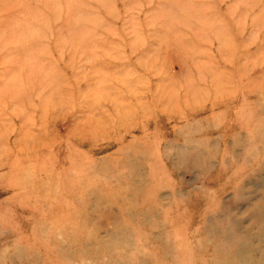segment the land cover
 Here are the masks:
<instances>
[{
	"label": "rangeland",
	"instance_id": "374dc122",
	"mask_svg": "<svg viewBox=\"0 0 264 264\" xmlns=\"http://www.w3.org/2000/svg\"><path fill=\"white\" fill-rule=\"evenodd\" d=\"M0 264H264V0H0Z\"/></svg>",
	"mask_w": 264,
	"mask_h": 264
}]
</instances>
